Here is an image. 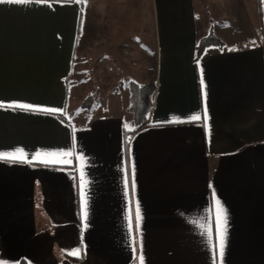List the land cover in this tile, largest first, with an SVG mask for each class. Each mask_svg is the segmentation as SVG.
Returning <instances> with one entry per match:
<instances>
[{"label":"crops","instance_id":"1","mask_svg":"<svg viewBox=\"0 0 264 264\" xmlns=\"http://www.w3.org/2000/svg\"><path fill=\"white\" fill-rule=\"evenodd\" d=\"M260 1L255 22L222 17L206 30L194 0L0 2V154H23L0 159V264H264ZM149 3L156 48L142 83L155 91L147 124L134 129L133 81L117 71L132 62L125 50L141 16L146 34L139 9ZM212 32L221 43L196 59ZM87 86L110 103L90 121ZM205 106L207 125L169 122Z\"/></svg>","mask_w":264,"mask_h":264},{"label":"rangeland","instance_id":"2","mask_svg":"<svg viewBox=\"0 0 264 264\" xmlns=\"http://www.w3.org/2000/svg\"><path fill=\"white\" fill-rule=\"evenodd\" d=\"M104 4H107L106 1H103ZM261 1L260 0H194L195 9L197 12V18L200 22L201 29L206 30L209 24H216L220 19L223 17L225 18H233L237 20H241L240 15H244L245 19H248L250 22H255L257 19V12L259 9ZM143 4V3H142ZM140 3L138 2L137 7L139 8ZM142 6H145L144 4ZM147 7V8H146ZM145 8L139 9V12L143 10L146 11V34L143 32L144 30V16H141L142 25L140 26V21H133L132 23V31L133 37L137 35L135 38L136 44L133 46V50L129 51L128 49L125 50V53L129 56V59L132 61L130 64L129 60L121 59L120 63L123 64V69L117 71L123 75H126V78L130 79L136 85L144 84L143 80L145 78H149L150 74L154 69V62L152 60V56L155 53V35H154V22H153V15L150 3ZM142 14V13H141ZM143 15V14H142ZM247 16V18H246ZM224 21V20H223ZM209 23V24H208ZM240 24V22H239ZM242 24V23H241ZM213 25V26H214ZM216 26V25H215ZM213 33V32H212ZM210 34V33H208ZM207 34V35H208ZM117 57L119 55H116ZM143 57L144 61H141L139 58ZM118 62V60H117ZM120 65V64H119ZM148 82H153L149 80ZM146 82V83H148ZM130 87V86H129ZM87 95L82 103H85L83 107L80 108L84 109L86 112L85 120L90 121L94 118L93 108L99 107L101 104H110L109 102H103L102 96L98 93H95L94 86H87L86 87ZM94 93V94H93ZM128 98L127 95L122 96V102L118 104H123V100ZM78 110V109H77ZM99 114V113H98ZM74 114L72 117L69 116L71 121L75 118ZM74 122V121H73ZM127 124H132L129 122Z\"/></svg>","mask_w":264,"mask_h":264},{"label":"snow or ice","instance_id":"3","mask_svg":"<svg viewBox=\"0 0 264 264\" xmlns=\"http://www.w3.org/2000/svg\"><path fill=\"white\" fill-rule=\"evenodd\" d=\"M0 2H4V0H0ZM7 2L9 3H18V4H25V3H29L31 2V0H7ZM36 2H44V0H36ZM204 81L203 78H201V84L203 85ZM11 107H20V108H25V109H38L39 106H33V105H28V104H22V103H14L12 105H10ZM50 111H55V110H50ZM204 120L205 125H207V120H208V115H207V108L205 106L204 112L203 114L201 113H194L192 115H190L187 118H176L172 121H169L171 123H181V122H197L200 120ZM22 153L20 155L17 156H7L5 154H0V159H21L22 158ZM38 156L40 155H44V156H51V155H62V156H68L70 155V153H62V154H55V153H44V154H37ZM42 162L45 163H51V162H55L52 160H44ZM134 172L125 180V184L126 186H128L129 182H131V186L132 189L134 190L135 188V181H134ZM82 214H83V218L86 220L87 219V196L86 193L84 195V199H83V208H82ZM218 217L219 220L222 222L223 220V214H222V210L220 212H218ZM140 214H139V209L138 206L136 207L135 211L133 212V210L130 208L129 209V218H128V223H129V228L132 229L133 225L135 223V226L138 228L139 226V222H140ZM223 236L222 233L220 231V226L219 223L217 225V254L219 257H222L223 255ZM72 255H79V251L74 252V253H70ZM140 264H143V258L142 256L139 258Z\"/></svg>","mask_w":264,"mask_h":264},{"label":"trees","instance_id":"4","mask_svg":"<svg viewBox=\"0 0 264 264\" xmlns=\"http://www.w3.org/2000/svg\"><path fill=\"white\" fill-rule=\"evenodd\" d=\"M220 39L213 33H210L204 37L198 39L196 44V59L202 54L204 49L209 45H219ZM132 96L130 102V110L134 118V129H138L147 124V118L149 117L152 105H153V94L155 91L154 82H148L140 85L133 83ZM86 105L83 103L81 106Z\"/></svg>","mask_w":264,"mask_h":264}]
</instances>
